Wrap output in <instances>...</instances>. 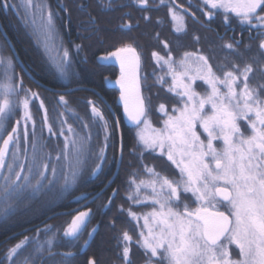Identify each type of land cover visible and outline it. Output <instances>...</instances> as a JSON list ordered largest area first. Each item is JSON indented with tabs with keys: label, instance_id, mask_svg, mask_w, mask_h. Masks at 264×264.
Returning a JSON list of instances; mask_svg holds the SVG:
<instances>
[{
	"label": "snow or ice",
	"instance_id": "obj_1",
	"mask_svg": "<svg viewBox=\"0 0 264 264\" xmlns=\"http://www.w3.org/2000/svg\"><path fill=\"white\" fill-rule=\"evenodd\" d=\"M135 2L143 8L148 0ZM171 3L175 4V0H171ZM202 3L211 9H222L225 23L229 22L227 14L232 13L241 24L256 28L258 35L264 36V0H202ZM160 4L163 5L164 0H160ZM14 6L8 0L0 3V9ZM24 6L32 15L33 27L37 24L38 16L41 29L47 34L54 33L57 28L55 13L50 10L46 0H24ZM104 6L111 9L112 3ZM168 11L173 20L183 22L184 16L171 6ZM205 15L212 17L213 13L207 12ZM94 21L95 17L89 15V23ZM157 23L162 21L157 20ZM176 32L180 34L181 28L177 27ZM241 42L233 40L224 44L226 60ZM165 47L168 45L165 44ZM259 50L250 55L242 67L239 63H232L231 69L224 71L222 76L213 70L209 58L203 54L185 51L177 61L170 53L165 59L153 52L152 57L158 66H167V75L172 78L168 91L179 97L178 104L182 105L173 108V115H168L164 104L159 106V110L168 116L162 129H152L151 122L146 118L147 106L138 76L140 55L136 48L125 45L101 58L104 64L112 62L113 58L120 64L121 74L115 83L119 85V100L123 103L124 113L139 129L136 134L138 144L144 150L154 152L159 149L160 155H166L167 161L179 171L178 179L174 176L170 178L156 171L155 167L144 165L149 179L140 180L139 183L134 178L130 180L135 193L130 192L128 199L136 204L150 203L152 206V211L143 217H138L130 209L128 211L129 217L144 220L147 235L141 230L138 245L143 251L145 264H264V82H259L264 81V39L260 40ZM246 51H250V47ZM240 55L243 56V53ZM193 59L196 61L194 65L190 63ZM67 62L68 51L65 50L62 64ZM0 63L6 66L4 80L0 82V130L6 131L16 108L12 98L18 97L19 91H24V97L19 100L23 109L21 119L32 121L30 97H39L24 89L22 82H16L13 76L8 75L7 69L13 65L11 59L0 58ZM60 72L67 75L66 68H61ZM257 74L259 81L254 84ZM144 79L147 80V77ZM197 81H203L207 89L197 91L194 87ZM157 82L166 83L163 77H158ZM59 102L67 108L68 102L64 96L59 98ZM88 103L91 105L90 118L75 114L82 121L79 131L71 124H68L67 132L61 127L59 135L64 136V144L62 148L57 146L55 160L50 152L45 154L43 137H38L35 131L29 137L25 130L24 153L27 163L18 164L21 151L18 127L13 126L7 138L0 135V196L6 203L0 210L3 222H8L10 218L12 204L8 201L13 197L19 198L28 189L39 192L45 186V180L48 186H52L61 175L63 187L75 183L89 159L95 162L93 175L102 171L109 162L105 154L106 145L98 153L91 148V129L103 121V131L109 134L105 136L106 140L110 138L112 130L96 103L92 100ZM40 108H44L43 102ZM19 123L17 120L16 124ZM141 123L144 129H140ZM48 124L45 113L44 125ZM145 129H152V135H146ZM48 132L55 135L51 126H48ZM29 143L32 149L30 158ZM143 155L142 150L140 163H143ZM115 162L123 163L122 154L115 158ZM17 166L20 171H16ZM49 170L51 178L47 175ZM138 172L139 169L135 170L133 175ZM32 177H37L35 184L31 183ZM142 191L145 193L143 197ZM192 197L195 208L190 207ZM111 200L109 198V203ZM220 207L225 210L220 211ZM90 216L91 210L81 211L74 216L64 230V237L78 241ZM50 230L51 226H48L44 231ZM96 232L97 229L93 228L88 232V237L93 238ZM131 240L132 237L125 231L121 242ZM30 241L34 246L24 255L23 246ZM88 243L85 240L84 246ZM56 245L55 236L43 242L36 237H25L7 250L0 264H37V260L44 264L45 253L48 258L56 255L53 251ZM21 255L22 261L19 259ZM60 255L59 264H72L70 258L76 253L67 251ZM122 261L123 264H133L127 244L123 247ZM88 264H96V261L89 259Z\"/></svg>",
	"mask_w": 264,
	"mask_h": 264
},
{
	"label": "trees",
	"instance_id": "obj_2",
	"mask_svg": "<svg viewBox=\"0 0 264 264\" xmlns=\"http://www.w3.org/2000/svg\"><path fill=\"white\" fill-rule=\"evenodd\" d=\"M62 2L66 4L71 0H62ZM109 2L112 3L111 9L104 6ZM8 3L16 5L13 8H8L9 11L14 12V15L13 12L11 13L14 18L10 23L17 30L19 39L22 40L24 35L28 34L27 36L31 39V49L33 52L35 51V54L29 56L30 58H27L28 56L23 57L21 53H18L19 59L23 62L27 58L26 60L31 63V66L38 67V21L35 27L32 26V23H29V26L26 25L24 0H8ZM83 3V0L77 1V5H83ZM169 6L184 16L183 22L172 19L168 11ZM185 8H187L186 12L184 11ZM84 9H87L88 16L95 17L94 26L83 30L82 27L87 25H82L79 22L87 16L74 6V30L80 32L77 40H74V60L70 54L67 64H62L63 57L56 60L59 70L66 68L67 71V75H61L59 72L63 80L62 85L65 87L74 84V92L63 95L68 102L67 108L59 102L60 96L35 90L39 99L33 98L30 101L29 110L33 120L28 131L30 132L29 137L33 131L38 137H43L42 143L46 144L45 154L50 152L52 159L55 160L57 146L62 148L64 144V136L59 135L61 127L63 126L64 131L67 132V126L71 124L79 131L82 121L78 120L75 114L90 118L92 115L91 105L88 102L92 100L100 108L112 131L110 138L106 140L105 136L109 134L103 131L104 122L100 121L98 126L91 129V148L98 153L100 148L106 145L105 154L109 162L104 165L102 171L93 175L91 173L92 168L95 167V162L89 159L75 183L63 187V176L61 175V178L52 186H48V181L45 180L43 182L45 186L39 192H33L31 189L23 192L21 194L24 196L23 201H8L12 204L10 218L6 223L0 218V259L4 257L9 248L23 241L25 237H36L37 240L43 242L55 236L57 245L53 251L56 255L48 258L45 253L44 264H54V261L55 264H59L60 254L67 251L76 253L74 257L70 258L72 264H87L89 259H94L96 264H123L122 257L125 244L129 246L133 264H138L136 242L142 223L139 219L129 217L128 211L130 209L139 217L150 210L151 206L139 205L128 199L130 192L135 193V187L130 186V180L134 178L139 183L140 180L149 179L148 174L144 172V165L155 167L156 171L168 175L170 178L174 176L178 179L179 176L165 155L161 156L156 151L144 150L143 146L138 144L135 134L137 127L126 123L122 106L119 103L120 92L115 81L120 77V71L113 60L104 64L100 58L125 45L130 44L136 48L140 55L138 76L141 78V94L147 106L146 118L152 126L159 128L162 120L159 115V106L164 104L168 114L173 115V108L182 107V105L178 104L179 97L168 91L172 84V78L167 75L166 65L158 66L152 57L153 52H157L165 59L170 53L173 59L177 61L183 57L185 51L203 54L209 58L213 70L222 76L224 71L231 69L232 63H239L242 67L250 55L260 51V40L264 39V36L258 35L256 28L248 24H241L232 13L227 14L229 22L225 23L223 10L211 9L204 5L202 0H175V4H172L171 0H164L163 5L160 4V0H148L147 6L143 8L138 6L135 0H87ZM207 12H212L213 16H206L205 13ZM145 17H149V19L146 20ZM157 20L162 21V23H157ZM124 24L129 25V29L120 27L125 26ZM62 26L64 29V20ZM177 27L181 28L180 34L176 32ZM239 35L240 38H238ZM239 39L242 41L239 48L226 60L227 49L224 48V44ZM165 44L168 45L167 48ZM66 45L68 44L63 42V51L69 52L70 50ZM249 47L250 51H246ZM240 53H243V56ZM190 63L194 65L196 61L193 59ZM160 64L163 65V61ZM72 71H74V77L71 75ZM153 71H155V75H153ZM144 77H147V80ZM158 77H163L166 83H158ZM258 81L259 74L253 83ZM197 85L200 86L197 87ZM194 87L200 92L207 89V85H204L203 81H197ZM41 102L44 103V108H40ZM18 107L19 104L16 101L14 110L15 113L17 112L16 117L19 115ZM45 113H47L48 126L52 127L55 135L50 134L48 126L44 125ZM116 123L120 129L123 159L118 176L112 185L116 194L104 212L103 205L106 204V201L102 197L92 204L90 223L94 226L98 225V233L86 253L80 254L84 234H81L78 241H70L69 238L64 237V230L71 223L72 210L75 204L82 202L84 196L90 197L93 193H97L114 173L115 158H118L119 150V134ZM21 148L18 164H26L24 145ZM142 150L144 153L143 163H140ZM31 151V144L29 143L28 158L31 157ZM10 155L11 153L9 158ZM17 169H19L18 166L16 171ZM137 169L139 172L134 176L133 173ZM26 171L27 168H25ZM47 175L51 178V170L47 172ZM36 179L37 177L31 178L32 184L36 183ZM188 196L191 197V194ZM192 199L190 207L195 208L196 204ZM5 206L6 203L3 198L0 199V210H3ZM219 210L224 211L225 208L220 207ZM50 217L52 218L47 220ZM16 220H21L24 223L22 228L32 227L43 221L44 224L26 234L13 237L17 233L16 230H12ZM48 226H51V230L45 232L44 230ZM20 229L18 230L20 231ZM38 230L39 235L37 234ZM125 231L132 237L129 242H121ZM33 246L31 241L25 244L23 246L24 255L32 250ZM19 259L22 261L23 255ZM6 264H11V262H6ZM37 264H40L39 260H37Z\"/></svg>",
	"mask_w": 264,
	"mask_h": 264
},
{
	"label": "flooded vegetation",
	"instance_id": "obj_3",
	"mask_svg": "<svg viewBox=\"0 0 264 264\" xmlns=\"http://www.w3.org/2000/svg\"><path fill=\"white\" fill-rule=\"evenodd\" d=\"M78 0H71L69 3H63L62 0H46V3L49 5V8L51 11L55 13V22L57 25L56 30L52 34H47L44 30L41 29L39 26V36H38V42H39V66L33 67L31 66V63L26 60L27 58H30L29 56L32 54H35V51L33 52L31 49V39L28 34L24 35L23 39H19V34L17 33V30L13 27V25L10 23L13 21L14 18V12L13 15L12 12L8 9H0V56L7 57L13 61V65L11 68L7 69L8 75L13 76V79L16 82H22L23 88L28 89L33 93H36L35 90H40L43 93H49L51 95L55 96H63L70 94L74 92V84L72 86L62 85L60 83L59 76L61 77L60 73L57 72V70L60 72L59 68L57 67L56 60L58 58L63 57L64 51H63V42H65L66 46H68V55L70 54L72 59L74 60V40H77L78 35L80 32L78 30H74V6L78 10L80 9L86 18L82 19L79 23L82 25H87L86 27H82L83 30H87L89 28H92L94 26V22L91 23L92 25H89V16L87 15V9L85 10V4L87 0H83V5H77ZM0 3H3V0H0ZM65 9H67L65 11ZM65 22V27L63 29L62 22ZM24 21L27 26H29L31 23V16L30 13L26 11ZM127 26L126 24H124ZM122 29H129L127 27H124L123 25L120 26ZM25 31V30H24ZM18 53L22 54L25 60L22 62L19 59ZM6 71V66L2 63V74L4 78V73ZM72 77H74V71L71 73ZM3 82V81H2ZM62 91H70L68 93H61ZM24 91H19V96H14L12 99L19 104V100L24 97ZM59 97V98H60ZM2 97H0L1 99ZM17 99V100H15ZM33 98L30 97V101ZM18 117H16L17 112L12 115L11 120L7 123V130L3 131L1 130V134L4 138L7 137L8 132H11V129L13 126L18 127V136L20 138V148L24 145V132L27 130L29 136L30 132L28 131L29 125L31 121H25L21 119V116L23 115V109L19 105L18 107ZM17 120L20 121L19 125L16 124ZM0 143H2V140H0ZM22 149V148H21ZM21 152V151H20ZM11 158V155H10ZM9 158V159H10ZM17 171H20V169H17ZM99 172V171H98ZM23 175V174H22ZM108 182V181H107ZM104 183L102 188L97 192L99 193L107 184ZM33 183V180L31 181ZM111 187H109L107 190H105L103 193H101L97 198H95L91 203H89L87 206L83 207L82 209H79L81 206H83L86 202H88L91 198H93L97 193H93L92 196H84L82 198V202L79 204H75L74 209L72 210L73 217L76 216L81 211H89L91 210L92 204L100 197L103 198L104 201H106V204L109 202V198H111V194L115 192L116 190ZM115 197V196H114ZM113 197V198H114ZM24 196L20 195L19 198L13 197L12 200H20L23 201ZM2 199V196L0 197ZM105 204V205H106ZM105 207H103V212L107 210H104ZM223 211V210H220ZM91 218H89L88 223L86 227L83 229L82 234H84V241L87 240L88 232H90L95 226L98 225H91L92 223ZM44 222V221H43ZM43 222H40L39 224H35L34 226H28L26 228L24 227V223L21 220H16L13 223L12 230H16L17 233L13 236H19L20 234H26L29 231L35 230L40 225L44 224ZM22 230H21V229ZM20 229V231L18 230ZM143 228L138 231L137 236V242H136V256L138 259V264H145V257L143 255L142 249L139 247L138 242H140L141 237L140 233ZM9 240V239H7ZM84 241L81 245V247L84 245ZM90 247V246H89ZM234 249V246H232ZM81 250V249H80ZM238 253V250H235ZM88 262V261H87Z\"/></svg>",
	"mask_w": 264,
	"mask_h": 264
},
{
	"label": "water",
	"instance_id": "obj_4",
	"mask_svg": "<svg viewBox=\"0 0 264 264\" xmlns=\"http://www.w3.org/2000/svg\"><path fill=\"white\" fill-rule=\"evenodd\" d=\"M196 20V19H195ZM129 26V25H127ZM129 28V27H127ZM238 38H240V35L238 36ZM237 41H241L240 39L237 40ZM113 61H114V64L116 65V67L118 68V70L120 71V64L118 62H115L114 58H113ZM121 74V72H120ZM118 86V89H119V85ZM70 91H62L61 93H68ZM119 92H120V89H119ZM120 96V95H119ZM119 103L120 105L122 106V109H123V115H124V118H125V121L128 125L130 126H135L126 116V114L124 113V108H123V103L119 100ZM117 125V130H118V134H119V150H118V158L121 157V154H122V141H121V138H120V129H119V125L118 123H116ZM7 138V137H6ZM120 165L121 164H117L116 163V167H115V170H114V173L112 174L111 178L108 180L107 184L105 185V187L99 192L97 193L93 198H91L88 202H86L83 206H81L79 209H82L83 207L87 206L89 203H91L95 198H97L101 193H103L105 190H107L109 187H111L114 183V181L116 180L117 176H118V173H119V170H120ZM115 196V192H113L111 194V198L113 199V197ZM106 205H109V202L106 204ZM107 207L104 208V210H106ZM56 215H59V214H56ZM54 215V216H56ZM52 216V217H54ZM52 217L48 218L47 220L51 219ZM44 223V222H43ZM95 229H97V232L94 234V237L93 238H89L87 237V240L89 241L88 245L87 246H82L81 247V250H80V254H84L86 253V251L88 250L89 246L91 245L92 241L94 240L96 234L98 233V226H95L94 227ZM88 264V262H87Z\"/></svg>",
	"mask_w": 264,
	"mask_h": 264
},
{
	"label": "rangeland",
	"instance_id": "obj_5",
	"mask_svg": "<svg viewBox=\"0 0 264 264\" xmlns=\"http://www.w3.org/2000/svg\"><path fill=\"white\" fill-rule=\"evenodd\" d=\"M13 8V7H12ZM30 13V12H29ZM30 16H31V19H32V15H31V13H30ZM37 21H38V16H37ZM38 24H39V21H38ZM0 58H2L1 56H0ZM100 60H101V58H100ZM102 61V60H101ZM2 72V63H0V73ZM57 72L59 73V71L57 70ZM59 79H60V83H63V80H62V78L59 76L58 77ZM0 79H1V82L4 80V78H3V76H2V74H0ZM2 99V98H1ZM166 111V110H165ZM167 112V111H166ZM168 113V112H167ZM159 115L162 117V120L160 121V127L159 128H155L154 126H152V124H151V126H152V129H162L163 127H164V121L165 120H167L168 119V116L167 115H165L163 112H161L160 110H159ZM168 115H172V114H168ZM140 129H144V125H143V123H141V125H140ZM152 129H145V134L146 135H152ZM139 129L137 128L136 130H135V134H137V131H138ZM0 134H1V130H0ZM136 137H137V135H136ZM156 152L157 153H159L160 154V151H159V149H157L156 150ZM165 157H166V155H165ZM167 158V157H166ZM174 166V165H173ZM174 168H175V166H174ZM176 169V168H175ZM176 171L178 172V176H179V171L176 169ZM149 192H150V190H148ZM142 192H144V191H142ZM145 193H141V197H143V195H144ZM193 199L192 200H194V197H192ZM139 205H149V206H151V204L150 203H143V204H139ZM150 211H152V206H151V209L150 210H148V211H146L145 213H143V214H141L139 217H143L145 214H147V213H149ZM140 220V223H142V228H143V231H144V233H145V235H147V230L146 229H144V220H143V218H140L139 219ZM127 242H129V241H127Z\"/></svg>",
	"mask_w": 264,
	"mask_h": 264
}]
</instances>
